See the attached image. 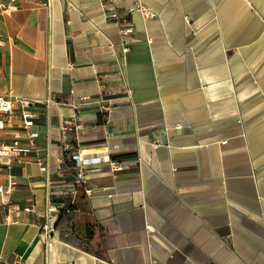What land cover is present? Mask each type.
Listing matches in <instances>:
<instances>
[{
    "label": "crops",
    "instance_id": "1",
    "mask_svg": "<svg viewBox=\"0 0 264 264\" xmlns=\"http://www.w3.org/2000/svg\"><path fill=\"white\" fill-rule=\"evenodd\" d=\"M115 2L125 40L100 0H0V95L38 103L0 196V264H264V0ZM72 115L81 154L105 161L71 203ZM15 133L28 144L18 121L0 143Z\"/></svg>",
    "mask_w": 264,
    "mask_h": 264
},
{
    "label": "built area",
    "instance_id": "2",
    "mask_svg": "<svg viewBox=\"0 0 264 264\" xmlns=\"http://www.w3.org/2000/svg\"><path fill=\"white\" fill-rule=\"evenodd\" d=\"M10 3L16 1H33L34 5L37 7L48 8L53 0H9ZM100 5L106 19L114 23L118 27L119 35L122 39L130 38L132 35V25L126 19L122 18L119 14L118 7L115 0H100ZM0 9L4 13L10 12L9 6H4L0 3ZM135 9H137L142 15L149 17L151 16L148 10L143 7L138 1ZM126 42L121 44L122 53L127 52ZM53 102L52 99H47L43 104L46 106ZM37 102L25 97H20L16 99H9L0 95V134L5 135L10 126L13 125L14 121H18L19 127L27 135L28 144L22 145L17 133L14 134V139L10 143H0V174L7 176V183L5 186L0 185V196L9 197L17 188V179L11 175V171L15 165L22 163L23 159L28 156L31 151L35 149V143L38 138V133L32 131L35 126ZM61 130L63 137L69 139V143L65 145V153H70L71 161L73 162V170L76 173L75 183H73L69 188L62 192L60 195L64 199H70L71 203L76 197V186L77 184L84 183L85 180V167L90 163H100L105 159L93 156L91 159H86L81 154L78 144L74 141V138L78 135L80 131L83 130L81 124L78 123L75 115L64 118L61 124ZM109 165L113 171H119L124 168V165L119 162L109 161ZM39 169L42 173L47 174L46 165L42 161L38 162ZM87 197L93 195V191L90 189H85L84 191ZM63 206L54 207L50 205L47 209L48 216L58 211L62 210ZM26 213L32 211L31 207L24 210ZM8 218V217H7ZM5 224H9L8 219H5ZM16 224V221L12 222ZM51 229L47 226L44 227V235L46 238L50 237Z\"/></svg>",
    "mask_w": 264,
    "mask_h": 264
},
{
    "label": "trees",
    "instance_id": "3",
    "mask_svg": "<svg viewBox=\"0 0 264 264\" xmlns=\"http://www.w3.org/2000/svg\"><path fill=\"white\" fill-rule=\"evenodd\" d=\"M70 155V153L66 152L64 154V159H65V166L69 167V168H73V162L70 160H67V157Z\"/></svg>",
    "mask_w": 264,
    "mask_h": 264
}]
</instances>
